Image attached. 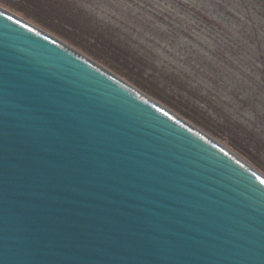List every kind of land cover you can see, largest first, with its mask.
Instances as JSON below:
<instances>
[{"label":"water","instance_id":"1","mask_svg":"<svg viewBox=\"0 0 264 264\" xmlns=\"http://www.w3.org/2000/svg\"><path fill=\"white\" fill-rule=\"evenodd\" d=\"M0 264H264V177L0 9Z\"/></svg>","mask_w":264,"mask_h":264},{"label":"rangeland","instance_id":"2","mask_svg":"<svg viewBox=\"0 0 264 264\" xmlns=\"http://www.w3.org/2000/svg\"><path fill=\"white\" fill-rule=\"evenodd\" d=\"M0 9L116 75L264 177L263 0H0Z\"/></svg>","mask_w":264,"mask_h":264},{"label":"trees","instance_id":"3","mask_svg":"<svg viewBox=\"0 0 264 264\" xmlns=\"http://www.w3.org/2000/svg\"><path fill=\"white\" fill-rule=\"evenodd\" d=\"M120 62L123 64V65H129V69H133L134 70V65L130 64V62L127 60V59H120Z\"/></svg>","mask_w":264,"mask_h":264}]
</instances>
